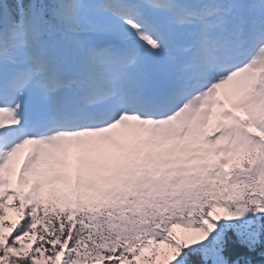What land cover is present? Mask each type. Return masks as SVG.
Masks as SVG:
<instances>
[{
	"label": "snow or ice",
	"instance_id": "obj_1",
	"mask_svg": "<svg viewBox=\"0 0 264 264\" xmlns=\"http://www.w3.org/2000/svg\"><path fill=\"white\" fill-rule=\"evenodd\" d=\"M0 264H264V0H0Z\"/></svg>",
	"mask_w": 264,
	"mask_h": 264
},
{
	"label": "rangeland",
	"instance_id": "obj_2",
	"mask_svg": "<svg viewBox=\"0 0 264 264\" xmlns=\"http://www.w3.org/2000/svg\"><path fill=\"white\" fill-rule=\"evenodd\" d=\"M176 231H177V232H180V231H182V230H180V229H177Z\"/></svg>",
	"mask_w": 264,
	"mask_h": 264
}]
</instances>
